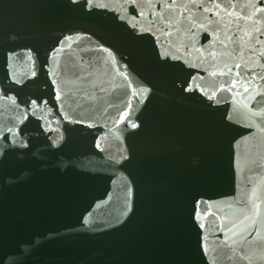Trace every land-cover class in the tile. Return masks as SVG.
<instances>
[{
    "label": "water",
    "instance_id": "95a60500",
    "mask_svg": "<svg viewBox=\"0 0 264 264\" xmlns=\"http://www.w3.org/2000/svg\"><path fill=\"white\" fill-rule=\"evenodd\" d=\"M0 264H264V0H0Z\"/></svg>",
    "mask_w": 264,
    "mask_h": 264
}]
</instances>
